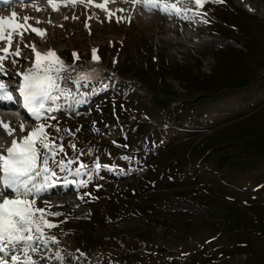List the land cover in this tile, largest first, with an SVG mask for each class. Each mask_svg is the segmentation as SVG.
Instances as JSON below:
<instances>
[{"label": "rangeland", "instance_id": "rangeland-1", "mask_svg": "<svg viewBox=\"0 0 264 264\" xmlns=\"http://www.w3.org/2000/svg\"><path fill=\"white\" fill-rule=\"evenodd\" d=\"M100 3L77 0L66 16L65 5H45L52 30L29 20L46 35H23L75 66L66 79L96 66L103 84H111L93 103L99 84L94 95L82 88L89 102L79 114L55 113L62 131L82 125L78 148L91 146L101 163L121 168L103 170L79 189L93 199L80 200L69 185L71 192L37 200L69 217H49L64 221L51 230L60 247L80 249L93 264H264V0H210L204 8L211 22L199 25L139 4L133 10L131 0ZM43 11L35 13L40 20ZM18 14L23 22L32 13ZM17 47L21 56L28 53L14 40ZM93 48L99 61L92 60Z\"/></svg>", "mask_w": 264, "mask_h": 264}, {"label": "snow or ice", "instance_id": "snow-or-ice-1", "mask_svg": "<svg viewBox=\"0 0 264 264\" xmlns=\"http://www.w3.org/2000/svg\"><path fill=\"white\" fill-rule=\"evenodd\" d=\"M80 2L93 4L95 0H80ZM209 2L210 0H131V5L133 10L139 4L149 12L160 11L168 18L176 17L189 24L199 25L211 22L208 10L204 8ZM211 2H223V0H211ZM47 3L53 10H58L61 4L67 6L69 3H77V0H47ZM107 3L108 0H104V3L96 6L106 8ZM35 10L40 11L38 7ZM108 12L111 17L112 11L108 10ZM18 16L15 10L10 15H0V41L5 44L0 47V74L7 76L6 66L3 63L6 59H11L12 63L16 64L18 62L16 57L22 55L19 47L12 48L18 36L19 42L24 43V47L32 49L34 59L25 70L16 69L21 78L16 91L22 98L23 108L31 115L36 126L19 139L13 138L6 152H0V187L6 193L3 199H0V264H68L69 260L73 261V264H93L87 253L80 249L76 250V253H79L76 255L60 247V237L51 230L58 228L64 221L49 217H60L65 214L52 211L47 202L44 206H40L37 200L53 192L60 185L75 186L80 200H84L85 197L93 199L91 192H80L79 189L93 184L103 170L111 173L121 171L116 163H101L100 156L93 152L91 146L78 148L76 133L81 130L82 125L75 132L71 129L62 131L55 115L61 109H67L69 114L75 110L76 114H79V106L89 102V92L81 91L82 88L89 86L94 95L97 84L100 87H111V84L104 85L103 80L97 82L66 79L64 73L75 71V66L67 64L54 49L41 52L36 49L34 42L31 44L24 42L23 35L28 30L43 38L46 29L27 23L31 19L28 15L23 17V22ZM120 19L131 22L130 17L117 16V20ZM36 23L40 21L37 20ZM73 56L79 58L75 52ZM99 59L96 49L93 48L92 60L99 61ZM81 75L85 73L82 72ZM72 87H75V91ZM14 102L19 103L13 90L8 87L4 79H0V104ZM96 124V121L92 122L93 131L100 133L101 129ZM0 126L9 134L15 131L3 120H0ZM105 127L111 129L108 125ZM20 130L22 132L25 130L23 123L20 125ZM65 134L70 137L69 147L73 150L71 156L68 155L64 144ZM113 143L118 144L117 141ZM118 146L127 147L126 144ZM85 155L93 158L91 164L83 159ZM107 155L110 156L111 153ZM122 158L131 159L127 154ZM95 187L99 189L102 185L97 183ZM67 219L69 217L65 215V221ZM61 232L64 233V230L61 229ZM98 264H102V260H98Z\"/></svg>", "mask_w": 264, "mask_h": 264}, {"label": "bare ground", "instance_id": "bare-ground-1", "mask_svg": "<svg viewBox=\"0 0 264 264\" xmlns=\"http://www.w3.org/2000/svg\"><path fill=\"white\" fill-rule=\"evenodd\" d=\"M29 1L30 0H25L24 3H21L22 5H20L19 4L20 2H18V0H0V15H4V16L10 15L13 10H15L17 13L20 11L23 12V9L27 8L28 12L30 14L32 13L30 20L33 23L38 24V25H40V24L43 25V23H45L44 25H46L48 29L52 30V28L54 26L53 23H49L48 20H44V18L46 17L47 7L50 6L47 3V0H39V3H40V1L41 2L43 1L44 4L38 3L37 6L36 5L32 6V4L30 5L28 3ZM21 2H23V1H21ZM45 5L46 6L48 5V6L45 7ZM37 7L40 9V11L44 10L43 11L44 13L41 12L44 14V16H42L43 18L41 17L42 18L41 20L36 17L37 15H35V13H39V11L35 10V8H37ZM72 9H73L72 4L69 3L67 6H65V9H64L65 11H64L63 15H65V16L68 15L72 11ZM33 13H34V15H33ZM140 13L136 12L135 14L140 15ZM37 20H39L40 23H36ZM29 32H32V31L29 30ZM16 41H18L20 46L24 47V43L19 42V38H17ZM23 41L28 43V44L33 43L26 36L23 37ZM3 43H4L3 41H0V44H3ZM39 44H40V40L35 41V45H36L37 50H39L41 52L47 51L45 46H44L45 49L41 48V47L39 48L37 46ZM54 46L55 45L53 44V46H51V47L55 48ZM24 48H25L26 52H28V53L25 54L24 57L19 56L18 57L19 60L15 65L11 66V65H9V62H7V61L3 62L6 67H13L14 70H12V69L9 70V68H6L7 76L0 74V79L17 77L18 75H16V76L14 75V73H17L16 72L17 68H15V67L19 68L23 65H26L25 64L26 62L28 63V65L31 64L32 60L34 59V53H33L31 48H26V47H24ZM97 68L98 67L94 66V67L87 68L86 70L88 71V73L94 74V73H96ZM16 100L19 101V103L14 102L11 104H0V120H3L5 123L7 122L9 124V126L15 130L11 134H9L2 126H0V152H6V149H7V147H9L11 145L13 138L19 139L21 136L26 134V132L28 130H30L31 128L36 126V122L33 120V118L27 112V110L23 108L21 101L19 99H16ZM21 123H23L25 125V130L23 132L20 130V132L23 135H20L17 131V129L20 128ZM71 187L69 185H60V186H57L53 190V192H55L57 194H65V193L71 192ZM5 194L6 193L3 191L2 187H0V199H3V196Z\"/></svg>", "mask_w": 264, "mask_h": 264}, {"label": "trees", "instance_id": "trees-1", "mask_svg": "<svg viewBox=\"0 0 264 264\" xmlns=\"http://www.w3.org/2000/svg\"><path fill=\"white\" fill-rule=\"evenodd\" d=\"M97 82H99V81H97ZM101 89H102V91H100L99 93H97L96 94V96H94V99L92 100V103L93 102H95L96 100H98V98L101 96V95H104L106 92V88H107V86H105V87H100ZM83 90H85V89H83Z\"/></svg>", "mask_w": 264, "mask_h": 264}]
</instances>
